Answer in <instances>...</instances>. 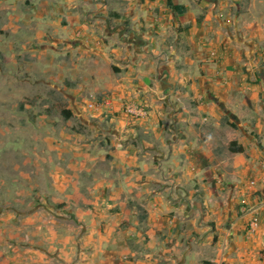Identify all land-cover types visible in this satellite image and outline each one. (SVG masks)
Masks as SVG:
<instances>
[{
    "label": "crops",
    "instance_id": "crops-1",
    "mask_svg": "<svg viewBox=\"0 0 264 264\" xmlns=\"http://www.w3.org/2000/svg\"><path fill=\"white\" fill-rule=\"evenodd\" d=\"M26 2L63 30L43 82L84 131L54 145L53 205L0 219V264H264V0Z\"/></svg>",
    "mask_w": 264,
    "mask_h": 264
},
{
    "label": "rangeland",
    "instance_id": "rangeland-1",
    "mask_svg": "<svg viewBox=\"0 0 264 264\" xmlns=\"http://www.w3.org/2000/svg\"><path fill=\"white\" fill-rule=\"evenodd\" d=\"M26 1L0 0V219L9 217L10 208L25 210L45 200L53 205L51 196H43L54 192L50 181L55 182L61 161L54 145L69 143L84 131L79 119L66 120L56 111L61 92L43 82L53 79L65 60L62 48H48L63 30L49 33L44 21H36L39 6ZM49 1L63 11L61 17L69 13L66 0ZM25 12L34 19L31 24Z\"/></svg>",
    "mask_w": 264,
    "mask_h": 264
},
{
    "label": "trees",
    "instance_id": "trees-1",
    "mask_svg": "<svg viewBox=\"0 0 264 264\" xmlns=\"http://www.w3.org/2000/svg\"><path fill=\"white\" fill-rule=\"evenodd\" d=\"M167 2V6L168 8H170L173 12L177 13V14H184L186 12V7L183 5H176L173 0H166ZM55 109L57 112H59L61 114V116L66 119L69 120L72 118V112L70 109L67 108V104L60 102L54 105ZM237 144L236 143H232L230 146V149L232 152H242V148L241 147H236Z\"/></svg>",
    "mask_w": 264,
    "mask_h": 264
},
{
    "label": "built area",
    "instance_id": "built-area-1",
    "mask_svg": "<svg viewBox=\"0 0 264 264\" xmlns=\"http://www.w3.org/2000/svg\"><path fill=\"white\" fill-rule=\"evenodd\" d=\"M88 107L90 109H94L97 107V104L89 103ZM125 111L128 115L132 117H136V118H143L147 114L146 108L144 106L142 107V106H137V105H128L126 106ZM251 184L253 185L254 182H252ZM258 226H259L258 220L254 219L250 225L251 231L254 232L258 228Z\"/></svg>",
    "mask_w": 264,
    "mask_h": 264
}]
</instances>
